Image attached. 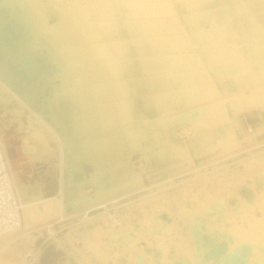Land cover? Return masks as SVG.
I'll return each mask as SVG.
<instances>
[{
	"label": "rangeland",
	"instance_id": "374dc122",
	"mask_svg": "<svg viewBox=\"0 0 264 264\" xmlns=\"http://www.w3.org/2000/svg\"><path fill=\"white\" fill-rule=\"evenodd\" d=\"M77 1L97 7L111 5L110 0ZM121 1L128 4L139 0ZM152 2L154 6L162 5L165 13L175 20L167 0H152ZM61 5V0H47V5L43 8L46 9L44 13L47 23H49L48 20L51 16H59V19L57 18L58 22L54 24H58V28L65 31L62 25V22H64L62 13L57 12ZM32 15L37 18L35 19L36 28L33 30L38 31L40 29V32L36 34L40 35L39 44L33 43V37H31L26 38V42L16 38L13 39L16 40V44H8V49H2L3 47L0 46V62L2 61L0 63V99H2L0 103V106L2 105L0 107V127L6 141L11 142L10 145L14 146L12 150L19 163L20 171L28 174L25 168L28 163H30L29 165L32 164L31 167L34 171L31 170L28 176L33 179L36 176L35 179L39 178L38 180L42 182L43 197L55 196V199H57L55 202L58 199L61 202L65 200L63 203L66 204L71 199L68 196L70 189L78 188L77 190L80 192L92 195L96 194L98 186L101 188L99 184L100 176L96 175L98 172L94 171L96 170L94 164H90L85 156L79 154L74 147H70V143L75 138L70 136L67 128L69 119L65 117L66 115H63L62 110L53 101L55 94H59V97L66 94V91L59 90L64 85L66 78L69 83L73 80L75 85H79V79L73 75L81 72L80 62L73 60L75 57L73 46L70 47L69 44H65L69 47L66 49L68 53L67 61L70 65L68 76L65 75L63 68L55 63L53 57H49L46 62L40 63L39 66L36 60L38 53H34L35 51H50L52 55L54 53L49 49V43H43L47 31L43 23L44 20H41L43 14L32 11ZM55 20L50 21L53 23ZM7 23L9 24L10 21L5 22L6 28H9ZM31 30L29 29V31ZM67 36L66 32L65 37ZM48 38V40L60 39L59 34L58 37L48 36ZM23 39L25 40V38ZM22 45L26 50L21 47ZM16 47L20 48L17 50ZM17 55L19 58H17ZM28 55H32V59L37 63L33 72L22 66L27 62ZM70 57L72 58L70 59ZM12 58L15 60L14 62ZM20 68L24 72H19ZM4 69L5 71H2ZM71 74H73V77ZM17 78L23 80V85L14 82ZM70 88L68 86L69 92ZM71 95H73V98L77 97L78 99L74 101L79 102L81 105H85L88 100L77 93H71ZM213 96L219 97L217 93L207 96L185 117L183 110L186 109L181 110L183 114H180V111L178 112L180 115L178 113L172 114V119L175 118L172 123L173 126L177 122L183 126L182 128L185 131L187 129L196 131L194 136L181 143L172 139V126L171 131H168L166 136H162V142L155 140L153 143L155 148L150 151L151 155L144 156L143 160L137 161V158L134 159L131 155L130 143L132 139L126 137V158L134 172L131 173V177L127 179L122 187L108 190L104 196L105 199L103 198L104 200L102 197H100L101 199L85 200L84 204L82 201L80 205L74 206L76 207L74 209L66 206V213L62 216L56 214L54 216L52 212V215L47 214L44 218V215L42 217V214L37 213L33 217L34 220L32 219L34 222L31 220V223H34L30 227L32 230L30 229L24 234L18 230L16 231L17 234L9 239L10 243L0 246V264H39V261H37L38 251L53 235H55L56 244L46 264H142V262L136 260L137 250H133V247L136 246L137 249L138 246L141 247L148 241L157 244L159 238H161V241L158 244L161 243L159 246L156 245L158 251L150 250L143 253L145 264H175L180 261V257L181 263L178 262L179 264H189L188 255L193 256V258L196 257L194 260L197 263L194 261L193 264H208L213 260L212 264H230L231 261L232 264H264V158L260 156L262 149H264V143H261L264 142V133L259 136L261 141L258 147L243 150L246 145L252 143L253 136L256 135L247 133L243 129V124L239 121V115L237 114L238 117L235 116L236 112L241 109L239 103L229 108L227 110L228 114L226 113V119L232 125L234 133L229 137L218 140L216 143L213 141L208 144L204 143L206 141L205 132L223 124V118L214 120L213 115L215 112L209 111V107H216L214 106L216 99ZM250 98L252 101L254 100V104L258 100L261 104H264V89L254 93ZM171 112H174V110L168 111L165 116L167 122L171 120ZM263 127L264 125L259 130L260 132L264 131ZM66 136L68 137L67 140ZM67 142L70 144H68L70 148L66 144ZM69 152L72 154V158ZM71 159L78 162L76 164L74 162V168L78 169L77 171L81 169L83 173L80 170V174L79 172L76 173L77 176L75 174L76 178L79 177L77 180L73 178L75 182L69 177L70 180L66 184L68 180L66 172L70 169L69 166L66 167ZM64 165L66 167L63 168ZM87 166L91 167L92 170H88ZM163 166L167 167L165 172H163ZM70 185L73 186L70 187ZM113 199H116L120 206L129 204L127 210L122 208L124 213L123 226L127 219L136 222L140 227L138 228L139 231L137 229L134 232V235L139 237V240L136 241L132 238L112 239L106 233L104 235L101 232L98 234L91 231L85 232L84 229L78 228L77 224L86 219L83 217V213H78V210L81 212L90 208L93 204L106 201L103 204L108 207ZM56 205H58V202ZM131 209H134L133 213L130 212ZM106 217L107 222L105 223H107L106 228H108V215ZM42 218L45 220L42 221ZM49 222H52L51 225H53L49 229L43 230L38 227ZM107 233L111 234L112 232ZM96 238L97 240L99 238L103 239L97 242ZM93 241L94 243H91ZM89 243H91L92 248L89 247ZM129 243L130 245H128ZM124 244L129 247L127 246V249H125ZM222 244H225L226 247ZM218 246L219 250L223 248L220 250L223 253L218 252ZM199 248L203 250L201 251ZM117 250L120 254L117 253ZM213 252L214 254L217 253V256L220 254V257L214 256ZM153 253L159 254V257L161 255L160 259L163 260H159L158 263L155 262V259L152 261ZM182 256H184L183 260ZM236 256L240 260L233 258ZM205 257H207V260ZM199 259L201 261H198ZM227 260H230L229 263Z\"/></svg>",
	"mask_w": 264,
	"mask_h": 264
},
{
	"label": "crops",
	"instance_id": "0c3cea01",
	"mask_svg": "<svg viewBox=\"0 0 264 264\" xmlns=\"http://www.w3.org/2000/svg\"><path fill=\"white\" fill-rule=\"evenodd\" d=\"M61 1L57 12L68 34L65 44L73 46L81 70L71 74L79 85L72 80L70 92L93 96L105 119L121 124L112 131L132 139L137 161L151 155L156 136L171 131L172 114L214 95L212 85L222 94L264 88V0H167L175 20L152 0H110L105 7ZM57 18L51 16L49 24ZM39 39L34 36L33 43ZM259 101L243 98L235 115L243 124L241 114L249 112L258 121L256 136L264 133Z\"/></svg>",
	"mask_w": 264,
	"mask_h": 264
},
{
	"label": "bare ground",
	"instance_id": "6f19581e",
	"mask_svg": "<svg viewBox=\"0 0 264 264\" xmlns=\"http://www.w3.org/2000/svg\"><path fill=\"white\" fill-rule=\"evenodd\" d=\"M47 5V0H0V46L3 47L2 49H8L9 45L8 44H16V40L13 39H18V40H23V42L27 41V39L36 36V34H38L40 31V29L37 30H31L29 31V25L33 22H35L36 16L32 15V11H36L39 12L41 14H43V17L41 16V20H44V24H45V28L47 29V31L45 32L48 36L50 37H58L59 34V38L60 39H55V40H50V43L48 45L49 49L54 53V55H52L49 52H39V50L35 51L34 53H38V56L36 58L39 66L40 63H44L48 60L49 57H53V59L55 60V63L58 64L59 66H61L63 68V71L65 72V75L67 74L68 76V71L70 68V65L68 63V53L66 51V49H68L69 47L65 45V42H67V37L66 36V32L62 29H59V25L58 24H49L47 23L46 19H45V8H43L44 6ZM131 12V11H130ZM129 14V12L127 13ZM130 15V14H129ZM118 17V16H117ZM40 20V21H41ZM6 21H10V23L8 25L9 28H6ZM5 28V29H4ZM11 29V30H9ZM10 32V33H9ZM65 38H64V37ZM25 38V40L23 39ZM70 47H72L71 44H69ZM21 47L24 48V46L22 45ZM68 47V48H67ZM17 50L20 48L16 47ZM14 49V48H12ZM24 50H26L24 48ZM15 51V50H14ZM12 52V51H11ZM8 54V53H7ZM12 54H14L12 52ZM8 56V55H7ZM12 56V55H10ZM15 56V55H14ZM12 56V57H14ZM18 56V55H17ZM32 55H28L27 56V62L25 64H22V66L27 67L28 70H30L31 72H33L36 68V62L34 61V59H32ZM35 57V56H34ZM6 59V57H4ZM16 58V57H15ZM19 58V56L17 57ZM13 59V58H12ZM3 60V59H1ZM11 60V59H10ZM17 60V59H16ZM15 60L13 59V62ZM57 61V62H56ZM2 62V61H1ZM0 62V63H1ZM11 62V61H10ZM9 62V63H10ZM8 63V62H7ZM13 64V63H12ZM8 65V64H7ZM21 66V67H22ZM6 67H10V66H6ZM5 67V68H6ZM19 67V66H18ZM11 68V67H10ZM9 68V69H10ZM50 69H52V67H50ZM1 70V69H0ZM2 71H5L2 70ZM11 71V70H10ZM9 71V72H10ZM62 71V72H63ZM19 72H24V70L22 68H20ZM59 72V73H62ZM13 73V72H12ZM23 74V73H22ZM213 76V75H212ZM15 78V77H14ZM213 78V77H212ZM44 79V78H43ZM25 81V80H24ZM215 81V80H214ZM14 82L18 83L19 85H23V80L22 79H16L14 80ZM67 81V78L65 79V83L63 86H61L62 88L59 90H64V92L66 94H63L59 97V94L56 95L54 97V103L57 105V107L59 109L62 110V113L65 117H67L69 119V125H67L68 131L70 133L71 137H74V141L71 142L70 144L67 142L66 144L70 145V147H74L77 152L83 156H85L88 160V162H90V164H94V167L96 170H94L95 172H98L96 175H98L99 177V184L101 185L98 186L97 188V192L96 194H92L89 195L88 193H82L79 190H77L78 188H74L73 190L70 189V192L68 193V196L71 197L70 201L68 203H63L58 199V205L57 202H55L57 199H55V196H50V197H43V189H42V182L39 181L38 179H33V178H29L28 175H30V171L33 169L31 167V165H29L30 163H28L27 167L25 169H27L28 174H24L22 171H20L19 168V163L17 162V158H15V155L13 154V150L14 146L10 145V143L8 141H6V137L4 136V133L1 130L0 127V138L4 144L6 153L8 155V159H9V164L11 166L12 172H13V177H14V181H15V185L18 189L22 204H23V223L20 227L16 228L15 230L11 231L10 233H8L7 235H5V237H0V246L1 245H7L8 243H10V238L12 239V236L16 235L18 230L22 231L23 234L25 232L30 231V227L31 224L34 222V216L38 214H42V217L44 215L47 216V214L53 215H59L62 216L66 213L65 208L66 206L68 207H72L73 209L76 208L74 206H76L77 204H81V202L85 200H95L96 198L101 199L100 197H102V199H105V195L107 194L108 190H112L115 188H121L122 185L127 181L128 178L131 177V173L134 172V170L132 169L130 163L128 162L127 158H126V147H125V140L126 137H128L126 135L125 132H113V128H117L119 127L121 124H117L115 126H112L108 120L105 119V116L103 114L100 113V111L96 108L95 106V102H94V97H88L87 102L85 103V105H81L79 102H75L74 100L78 99L73 98V95H71V93L68 91V86H70V83ZM218 83V82H217ZM24 85H26L24 83ZM253 87V86H252ZM219 88V87H218ZM217 86L213 85V91L214 94L217 93V95H219V97H214L216 100L214 101V106L213 108L209 107V111L210 112H215L213 115V119L217 120L218 118H223V124L217 126L216 128L211 129L210 131L205 132V142L206 144L210 143V142H214L216 143L218 140L220 139H224L226 137L231 136L234 131H233V127L232 125L227 121L226 117V113L227 110L229 108H232L233 106L241 103L242 99L244 98L247 102H249L250 104H254V100H251V96L260 91L263 90L264 88L261 87H256L253 88L251 93H241V92H232L229 94H222L219 92ZM4 89V88H3ZM1 90V89H0ZM58 90V91H59ZM5 91V90H4ZM3 92V91H2ZM60 92V91H59ZM63 92V91H62ZM58 93V92H57ZM1 95V94H0ZM5 95V93H4ZM8 95V94H7ZM6 95V96H7ZM211 94H209L210 96ZM63 96V97H62ZM10 97V96H9ZM59 98V99H58ZM2 99H0V103H1ZM16 102V100H14ZM212 101V100H211ZM13 102V101H12ZM4 103V102H3ZM53 103V102H52ZM208 103V102H207ZM54 104V105H55ZM2 106V105H1ZM0 106V107H1ZM196 106V105H195ZM195 106H191L188 108H185L186 110H183L184 112V117L187 116L188 112H191L194 110ZM253 106V105H252ZM57 110V109H56ZM60 110V111H61ZM149 113V112H148ZM147 113V114H148ZM177 113V112H176ZM179 114V113H178ZM180 114L181 113L180 111ZM179 114V115H180ZM228 114V113H227ZM154 118V117H153ZM186 119V118H184ZM182 122V121H181ZM239 122V121H238ZM217 124V123H216ZM238 127V126H237ZM264 129V127H263ZM46 130V129H45ZM44 130V131H45ZM55 130V129H54ZM259 130V129H258ZM37 133V132H36ZM57 134V132H56ZM70 137V138H71ZM67 136H66V140H67ZM8 139V138H7ZM33 139V138H32ZM27 140V139H25ZM69 140V139H68ZM156 140H158L159 142H162L163 137L162 136H156ZM33 141V140H32ZM35 141V140H34ZM50 141V140H49ZM70 141V140H69ZM72 141V140H71ZM31 142V141H30ZM13 143V142H12ZM51 143V142H50ZM30 144V143H29ZM37 144V143H36ZM65 144V145H66ZM66 145V146H67ZM68 145V147H69ZM29 146V145H28ZM40 146V145H39ZM41 147V146H40ZM63 147V146H62ZM65 147V146H64ZM69 147V148H70ZM65 149V148H63ZM68 149V148H67ZM73 149V148H72ZM70 150V149H69ZM68 150V151H69ZM190 150V149H188ZM181 151V150H180ZM174 153V152H173ZM70 156L72 155L69 152ZM68 155V153H67ZM191 155V154H190ZM66 156V155H65ZM260 156H262L264 158V149H262ZM69 158V155L67 156ZM65 158V157H64ZM72 158V156H71ZM253 158V157H251ZM249 158V159H251ZM67 159V158H66ZM65 159V160H66ZM248 159V160H249ZM64 160V159H63ZM260 160V159H259ZM67 162V161H66ZM74 162L75 164L78 163L76 160L74 161L73 159L68 161L67 167L65 165L63 166L68 168L69 166V170L68 172H66V174H68V180L66 182V184L68 183V181L70 180L69 177L71 179L76 178L75 174L77 172H79L80 174V170L77 171L74 168ZM252 163V162H251ZM63 165V164H62ZM73 166V168L71 167ZM77 166V165H75ZM34 167V166H33ZM36 167V164H35ZM34 167V169H35ZM37 168V167H36ZM77 168V167H76ZM24 170V169H23ZM34 171V170H32ZM36 171V170H35ZM82 171V170H81ZM64 172V171H63ZM64 172V173H65ZM23 173V174H22ZM34 173V172H33ZM32 173V174H33ZM83 173V171L81 172ZM38 174V173H37ZM35 175V174H34ZM64 175V174H63ZM93 175V174H92ZM93 175V176H96ZM77 176V174H76ZM38 177V176H37ZM64 177V176H63ZM82 177V176H81ZM79 178V177H77ZM76 178V180H77ZM96 178V177H95ZM96 180V179H95ZM97 181V180H96ZM71 183L75 182V180L73 179V182L70 181ZM79 183V182H78ZM70 184V183H69ZM97 184V183H96ZM98 184V185H99ZM65 185V183H64ZM76 185V184H75ZM79 185V184H78ZM73 186V185H72ZM70 185V187H72ZM66 187V186H65ZM69 187V188H70ZM79 187V186H78ZM83 188V187H82ZM64 190L67 192V190L64 188ZM160 193V192H158ZM252 193V192H250ZM66 196V197H68ZM253 196V195H252ZM103 199V200H104ZM252 199V197H251ZM254 199V198H253ZM68 201V199H66ZM115 199L112 200V202H114ZM66 201V202H67ZM101 201V200H100ZM107 202V201H106ZM106 202H102V203H97V204H93V206H91L90 208H87L86 210H83L81 212L78 213L81 214L83 213V217L86 218L85 220H82L81 223H78L77 226L79 229H84L83 231L85 232H89L91 231L92 233H106L108 235H110L109 237H111L112 239H134V240H139V237H136L134 235V232L140 227L137 225L136 222H133L130 219H127L125 222V225L122 226L121 228H119L118 230H112L110 227L106 228L107 226V206ZM89 204H91V202H89ZM88 205V204H87ZM109 207V206H108ZM129 207V204H125L122 205V208L125 210H127V208ZM98 209V210H97ZM67 210V209H66ZM78 214V215H79ZM54 215V216H56ZM41 216V215H40ZM39 216V217H40ZM50 217V216H48ZM53 217V216H52ZM72 218L74 216H71ZM81 217V216H79ZM47 218V217H46ZM33 219V220H32ZM36 219V218H35ZM31 220L33 221L31 223ZM42 221L43 218L41 219ZM72 220V219H71ZM40 221V220H39ZM140 221V220H139ZM37 222H38V218H37ZM41 222V221H40ZM36 223V222H35ZM52 222L49 223H44L41 224L40 226H38L40 229L46 230L47 228H51L53 225H51ZM105 223V224H104ZM34 224V223H33ZM71 225V224H70ZM37 227V228H38ZM38 228V229H39ZM71 228V227H70ZM35 229V228H34ZM32 230V229H31ZM50 231V230H49ZM139 231V229H138ZM32 232V231H31ZM52 232V230H51ZM107 232H112L111 234L107 233ZM138 233V232H137ZM29 234V233H28ZM95 234V235H97ZM199 234V233H198ZM21 235V234H20ZM90 235V234H89ZM94 235V237H95ZM100 235V234H99ZM102 235V234H101ZM105 235V234H104ZM89 237V236H88ZM99 237V236H98ZM103 237V236H102ZM17 238V237H16ZM15 238V239H16ZM196 238V237H195ZM200 238V236H199ZM90 239V238H89ZM101 239L103 238H99L98 241H101ZM160 240L157 241V244L159 241H161V238H159ZM203 239V237H202ZM9 240V241H8ZM105 240V239H104ZM107 240V239H106ZM118 240V241H119ZM206 240V239H205ZM128 241V240H127ZM133 241V240H132ZM196 241V240H195ZM199 241V240H198ZM96 242V241H95ZM105 242V241H104ZM120 242V241H119ZM131 242V241H130ZM135 242V241H134ZM197 242V241H196ZM200 242V241H199ZM91 243H94L91 242ZM91 243H89V247L92 248ZM161 243V242H160ZM160 243L158 244V246L160 245ZM220 244V242H218ZM224 243V242H221ZM56 244V238L55 235H53V237L46 241L44 243V245L39 249L38 251V260L39 264H46L47 259L50 257L51 255V251L53 250L54 246ZM132 244V243H131ZM157 244H155L152 241H148L146 244H144L143 246H138L139 248L136 249V246L133 247V250L135 249L136 254H135V258L136 260L139 262H142V264L145 262H143L145 260V255H143V253L150 251V250H154L155 252L158 251L157 250ZM196 244V243H195ZM199 244V243H198ZM202 244V243H201ZM240 244V243H239ZM108 245V244H107ZM130 245V243L128 244ZM127 245V246H128ZM142 245V244H141ZM221 245V244H220ZM219 245V246H220ZM223 245V244H222ZM225 245V244H224ZM223 245V246H224ZM109 246V245H108ZM125 246V244H124ZM127 246H125L127 249ZM219 246H218V252L220 250H222L220 248L219 250ZM238 246V245H237ZM241 246V245H240ZM129 247V246H128ZM222 247V246H221ZM226 247V245H225ZM246 247V245H245ZM159 248V247H158ZM216 249V247H214ZM244 248V246H243ZM249 248V247H248ZM113 250V248H111ZM131 249V247H130ZM161 249V248H160ZM196 249V248H195ZM198 249V246H197ZM213 249V248H212ZM216 249V250H217ZM226 249V248H225ZM163 250V249H162ZM199 250H201L199 248ZM203 250V249H202ZM201 250V251H202ZM211 250V248H210ZM237 250V249H236ZM246 250V249H245ZM116 251V250H115ZM125 251V250H124ZM164 251V250H163ZM167 251V250H166ZM196 251V250H195ZM198 251V250H197ZM200 251V252H201ZM209 252V250H207ZM214 251V249H213ZM238 251V250H237ZM241 251V250H240ZM223 253V251H220ZM225 252V250H224ZM234 252V251H232ZM243 252V251H242ZM117 253L118 250H117ZM139 253V254H137ZM150 253V252H149ZM159 253V252H157ZM171 253V252H170ZM205 253V252H204ZM203 253V254H204ZM236 253V252H235ZM238 253V252H237ZM112 254V252H111ZM114 254V253H113ZM120 254V253H119ZM154 255H152L153 257H151L155 262H159L160 257L159 254L153 253ZM164 254V253H163ZM168 254V253H167ZM173 254V253H172ZM202 254V255H203ZM212 254V253H211ZM214 254V252H213ZM217 253L214 254V256L216 257H220V254L217 256ZM233 254V253H232ZM200 255V253H199ZM205 255V254H204ZM203 255V256H204ZM209 255V254H208ZM226 255V254H225ZM235 255V254H234ZM237 255V254H236ZM243 255V254H242ZM130 256H132L130 254ZM147 256V255H146ZM167 256V255H166ZM169 256V254H168ZM187 256V255H186ZM189 256V255H188ZM187 258L190 259V262H188L189 264H193V262L195 261L193 258V256H189ZM202 256V257H203ZM207 256V255H206ZM211 256V255H210ZM213 256V255H212ZM238 256V255H237ZM233 257V258H237ZM241 256V255H240ZM247 256V254H246ZM180 257V256H179ZM178 257V258H179ZM182 260L184 259V256H182ZM209 257V256H207ZM205 257V259L207 258ZM239 257V256H238ZM116 258V257H115ZM134 258V260H135ZM147 258V257H146ZM150 258V259H151ZM171 258V257H170ZM168 258V259H170ZM210 258V257H209ZM227 258V255H226ZM241 258V257H240ZM82 258L80 257V260ZM165 259V257H164ZM177 259V258H175ZM181 261V257L179 258ZM177 259V260H179ZM186 259V258H185ZM187 259V261H188ZM201 259V258H200ZM198 261H201V260ZM212 259V257H211ZM209 259V260H211ZM220 259V258H219ZM224 259V258H223ZM229 259V257H228ZM239 259V258H237ZM243 259V258H242ZM86 260V259H85ZM116 260V259H114ZM132 260V258H131ZM163 260V259H162ZM171 261H173L172 259H170ZM168 260V261H170ZM176 260V261H177ZM207 260V259H206ZM216 260V258H215ZM226 260V259H225ZM224 260V261H225ZM232 260V259H231ZM234 260V259H233ZM240 260V259H239ZM247 260V258H246ZM177 261V263L175 264H179ZM185 261V262H187ZM205 261V260H204ZM214 261V260H213ZM212 261V262H213ZM222 261V260H221ZM228 261V260H227ZM226 261V262H227ZM230 261V260H229ZM228 261V263H229ZM87 262V261H86ZM135 262V261H134ZM166 262V261H165ZM206 262V261H205ZM204 262V263H205ZM209 262V261H208ZM212 262L208 263V264H212ZM217 263V261H215ZM225 262V263H226ZM232 262V261H231ZM230 262V264H232ZM234 262V261H233ZM67 263V262H66ZM151 263V262H150ZM163 263V261H162ZM181 263V262H180ZM183 263V262H182ZM195 263H197V261H195ZM221 263V262H220ZM235 263V262H234ZM174 264V263H173ZM187 264V263H186ZM206 264V263H205ZM214 264V263H213Z\"/></svg>",
	"mask_w": 264,
	"mask_h": 264
},
{
	"label": "built area",
	"instance_id": "2783aa9c",
	"mask_svg": "<svg viewBox=\"0 0 264 264\" xmlns=\"http://www.w3.org/2000/svg\"><path fill=\"white\" fill-rule=\"evenodd\" d=\"M241 120L246 132L249 134H255L258 121L254 120L249 112H243L241 114ZM182 127L183 126L176 122L172 128L173 138L177 142L187 140L196 134L195 130L187 129V131H185ZM260 141L261 138L259 136H253L252 143L246 145L243 150L255 149L260 145ZM261 143L263 144L264 142ZM108 206L109 207L106 208L108 214V226L114 231L118 230L124 223L122 206H120V203H118L116 199L114 202L111 201ZM130 212L133 213L134 209H131ZM22 214L23 204L15 185L8 155L0 138V237L22 225Z\"/></svg>",
	"mask_w": 264,
	"mask_h": 264
}]
</instances>
